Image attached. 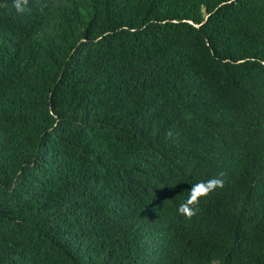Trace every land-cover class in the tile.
<instances>
[{
    "label": "trees",
    "instance_id": "obj_1",
    "mask_svg": "<svg viewBox=\"0 0 264 264\" xmlns=\"http://www.w3.org/2000/svg\"><path fill=\"white\" fill-rule=\"evenodd\" d=\"M28 7L0 0V264H264V0Z\"/></svg>",
    "mask_w": 264,
    "mask_h": 264
},
{
    "label": "clouds",
    "instance_id": "obj_2",
    "mask_svg": "<svg viewBox=\"0 0 264 264\" xmlns=\"http://www.w3.org/2000/svg\"><path fill=\"white\" fill-rule=\"evenodd\" d=\"M28 6L29 0H12V7L18 15L30 11ZM33 6L43 7L44 0H33ZM222 177L223 173H220L217 177L193 184L188 191L189 195L187 199L179 205L177 209L178 214L190 221L199 211L198 206L200 201L224 187V180Z\"/></svg>",
    "mask_w": 264,
    "mask_h": 264
}]
</instances>
